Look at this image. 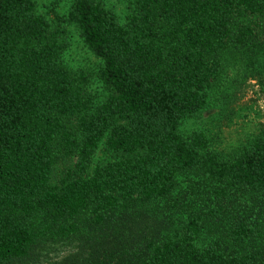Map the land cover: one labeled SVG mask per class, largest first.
I'll list each match as a JSON object with an SVG mask.
<instances>
[{
	"label": "trees",
	"instance_id": "1",
	"mask_svg": "<svg viewBox=\"0 0 264 264\" xmlns=\"http://www.w3.org/2000/svg\"><path fill=\"white\" fill-rule=\"evenodd\" d=\"M264 0H0V264H264V127L233 158L199 117L223 54L259 42ZM75 27L102 60L62 61ZM104 143L108 158L94 163Z\"/></svg>",
	"mask_w": 264,
	"mask_h": 264
},
{
	"label": "rangeland",
	"instance_id": "2",
	"mask_svg": "<svg viewBox=\"0 0 264 264\" xmlns=\"http://www.w3.org/2000/svg\"><path fill=\"white\" fill-rule=\"evenodd\" d=\"M119 17L124 18L132 0H102ZM39 12L45 14L55 26L56 16H63L72 0H36ZM264 28V18L258 21ZM69 46L62 61L73 71L84 69L91 74L88 89L102 101L105 89L98 78L102 60L86 46L78 30L70 25ZM260 40L243 47L231 48L223 54V74L209 93V104L197 118L186 119L182 132L201 130L209 141V149L233 158L247 146L264 127V31ZM104 143L96 152L94 163L108 158ZM264 224V221H263ZM71 248L53 245L41 251L43 257L31 264H51L66 257Z\"/></svg>",
	"mask_w": 264,
	"mask_h": 264
}]
</instances>
